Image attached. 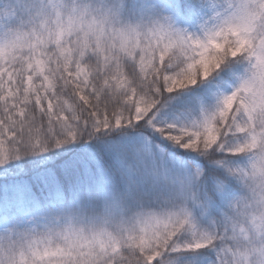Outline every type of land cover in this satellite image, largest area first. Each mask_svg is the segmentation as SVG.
<instances>
[{
  "label": "snow or ice",
  "instance_id": "snow-or-ice-1",
  "mask_svg": "<svg viewBox=\"0 0 264 264\" xmlns=\"http://www.w3.org/2000/svg\"><path fill=\"white\" fill-rule=\"evenodd\" d=\"M0 264H264V0H0Z\"/></svg>",
  "mask_w": 264,
  "mask_h": 264
}]
</instances>
